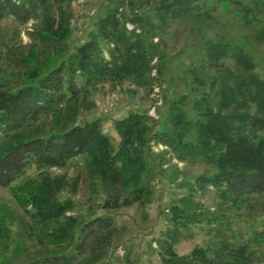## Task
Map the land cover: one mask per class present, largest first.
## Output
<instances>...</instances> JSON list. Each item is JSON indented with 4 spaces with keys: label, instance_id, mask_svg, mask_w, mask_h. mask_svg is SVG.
<instances>
[{
    "label": "rangeland",
    "instance_id": "374dc122",
    "mask_svg": "<svg viewBox=\"0 0 264 264\" xmlns=\"http://www.w3.org/2000/svg\"><path fill=\"white\" fill-rule=\"evenodd\" d=\"M166 1L171 0H65L39 9L27 22L11 16L0 20V84L9 82L11 90L30 84L78 54L81 46L99 34L100 22L111 15L129 30L137 25L147 29L159 55L164 52L166 56L163 76L158 78L153 69L152 79L122 78L110 73L113 65L120 64L122 51L105 38L98 44L109 61L102 72L105 76L98 74L99 80L91 84L78 78V98L39 115L23 130V139L62 133L98 120L117 150L121 137L115 123L132 113L148 117V139L161 132L173 137L170 145L149 141L145 185L144 180H132L123 188L104 184L77 159L64 169L31 166L12 187L0 188V264H30L63 255L72 258L71 264H164L165 259L189 258L196 251L209 264H264V198L223 196L212 187L195 193L184 188L214 174L219 168L217 152H193L202 137L199 130L194 124L169 121L173 103L182 105L188 119L200 116L205 107L216 114L222 111L212 82L224 68L242 74L245 80L250 76L232 56L234 46L244 44L255 66L253 73L264 80V43L222 4L208 14H193L161 26L154 7ZM261 19L264 22V16ZM211 46L231 48L211 63L205 56ZM159 62L154 58L152 64ZM103 63L100 60L99 66ZM183 96L187 102L180 104ZM242 100H247L245 107L237 106ZM238 102L223 111L220 120L242 136L237 117L252 115L255 105L243 97ZM245 135L256 143L264 139L252 128H246ZM185 145L191 153H184ZM125 166V162L119 165ZM44 193L65 206L63 213L48 218L29 214L33 210L23 202ZM173 207L193 215L196 222L176 224ZM101 218L111 219L110 229L81 233L86 224ZM211 222L216 223L210 226Z\"/></svg>",
    "mask_w": 264,
    "mask_h": 264
},
{
    "label": "trees",
    "instance_id": "16d2710c",
    "mask_svg": "<svg viewBox=\"0 0 264 264\" xmlns=\"http://www.w3.org/2000/svg\"><path fill=\"white\" fill-rule=\"evenodd\" d=\"M63 1L65 0H0V20L11 16L27 22L39 9ZM217 4L224 5L229 11L233 10V14L248 29L255 31L258 40L264 43V22L261 19L264 16V0H250L247 3L241 0H171L154 7V14L163 26L193 14H208ZM114 16H108L100 22L99 34H94L91 41L81 46L78 54L63 60L58 67L42 76H37L30 84L16 90H11L9 82L3 81L0 84V89L4 90L0 93V188L12 187L31 166L38 169H64L77 159H82L91 173L104 184L122 185V188L127 187L132 180L140 183L144 180L142 184H147L145 175L147 176L149 171L145 163V150L149 141L155 139L158 144L170 145L173 137L161 132L148 139L145 136L149 131L145 123L148 117L145 114L132 113L115 123V129L121 137L117 150L111 138L103 133L101 122L98 120L82 126H73L62 133L23 139V130L39 115L74 102L78 98V78L81 77L87 84H91L99 80L98 74L105 76L102 72L107 69L105 63L109 61L103 58L102 51L98 48L99 42L105 38H111L122 51V54H119L122 60L120 64L113 65L111 74L122 78L138 76L150 79L151 70L155 69L158 78L164 75L166 56L164 52L159 55L148 30L138 25L134 30H129L126 23ZM228 48L231 47L211 46L205 56L211 63H216L227 54ZM231 54L241 70L250 73V76L245 80L241 77L242 74L238 76L231 69L224 68L212 82L211 86L218 91L221 112L216 114L210 107H205L200 111V116L188 119L182 105L174 103L169 111V121L172 125L194 124L199 130L202 137L193 152H217L216 165H219V168L214 174L202 176L194 185H184V188L187 187L186 189L195 193L199 189L212 187L223 196L264 198V139L256 143L245 135L246 128H252L261 132L264 137V80L253 73L255 66L245 52L244 44L234 46ZM154 58L160 61L158 65L152 64ZM100 60L104 62L101 66ZM231 82L235 84L232 86ZM241 97L252 101L255 106L252 115L246 117L241 114L237 117L241 125L237 128L243 129L242 136H238L232 125L220 120V117L223 111L229 110ZM245 101L247 100L239 101L237 106L245 107ZM180 102H187V97L183 96ZM201 107L203 109L204 106ZM185 147L186 145L183 147L184 153H191L192 149H184ZM121 162L126 164L124 169L119 167ZM23 205L26 208L30 205L33 212L29 214L40 218L59 215L65 210L63 204L47 193L33 195L28 202H23ZM171 213L172 219L178 225L188 226L196 222L193 215L184 213L179 207H173ZM110 223L111 219H95L86 224L81 233L95 234L108 230ZM214 223L216 222L209 225ZM217 229L219 231L222 228ZM262 239L264 242V236ZM194 253L189 258L165 259L164 264H209L201 261L204 257L201 251ZM71 263L72 258L63 255L30 264Z\"/></svg>",
    "mask_w": 264,
    "mask_h": 264
}]
</instances>
